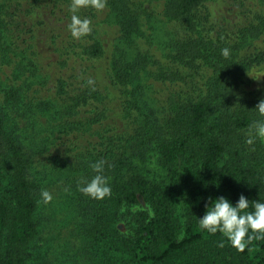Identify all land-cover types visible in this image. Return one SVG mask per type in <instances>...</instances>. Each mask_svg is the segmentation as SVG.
<instances>
[{"label": "trees", "instance_id": "16d2710c", "mask_svg": "<svg viewBox=\"0 0 264 264\" xmlns=\"http://www.w3.org/2000/svg\"><path fill=\"white\" fill-rule=\"evenodd\" d=\"M53 1L71 19L70 0ZM208 1L107 0L106 19L118 32L107 95L94 74L103 47L70 34L63 49L71 60L77 58L76 72L58 80L51 101L29 95L39 89L30 90L38 76L23 45L27 28L18 23L16 11L5 16L2 10L9 7L0 6V70L6 77L0 78V164L16 159L7 173L0 166V264L38 260L43 189L24 159L20 131L23 120L49 111L60 134L78 143L75 165L65 167L67 174L61 169L73 194L71 219L89 261L264 264V239L238 251L221 234L198 226L208 198H217L221 190L229 192L233 204L241 195L264 202V143H246L252 125L264 119L255 111L260 101L232 98L242 75L264 62V51L239 54L224 29L209 22ZM104 10L78 13L91 20L93 36L101 29L94 21ZM224 48L230 50L227 58ZM12 64L16 71L8 76L6 67ZM110 96L123 116L122 133L105 123ZM152 154L167 172L164 183L142 167ZM98 161L104 162L112 189L104 200L78 191L81 178H91L90 165Z\"/></svg>", "mask_w": 264, "mask_h": 264}, {"label": "rangeland", "instance_id": "374dc122", "mask_svg": "<svg viewBox=\"0 0 264 264\" xmlns=\"http://www.w3.org/2000/svg\"><path fill=\"white\" fill-rule=\"evenodd\" d=\"M2 4L9 7L7 11L2 10L5 16L16 11L19 17L18 23L21 27L28 29L23 35L28 43L23 45L26 47L30 60H34L37 64L35 74L38 76L37 81L31 84L30 90L39 89L38 93L33 91V93L29 92V95L37 101H51L57 93L58 80L76 72L73 60L77 58L74 57L71 60L67 56L73 55L63 49L66 41L70 40L68 31L70 15L62 11L63 7L61 9V6H55L53 0L6 2L0 0V6ZM207 8L209 22L224 29L228 42L238 45L239 54L264 51V0H209ZM105 11L94 21L100 23L101 29L98 30V34L96 36L87 35L83 37V40L84 42L97 41L103 47V54L97 61L94 74L102 93L106 96V90L110 89V58L118 32L116 27L108 22L109 19H106ZM3 40L10 43L9 40ZM161 51L162 47L159 48L160 53ZM6 70H8V76H12L16 71L14 64L6 67ZM0 78L6 81L1 70ZM232 95L234 100L247 98L262 100L264 97V62L253 66L242 75L240 84ZM110 99V110L105 123L107 126H115L118 128L117 131L122 133L126 128H124L123 116L115 109L118 101L114 96H110ZM50 113V111L41 112L37 114L38 116L23 120L20 131V136L26 143L23 156L25 161L32 164L33 179L39 182L40 189L47 190L53 197L47 204L40 201L38 216L43 220V225L36 241V251L39 253L36 264H94L95 261H89L87 255L84 254L82 242L75 232L71 219L74 211L72 209L73 194L71 189L65 186L66 176L64 174L68 173L65 167L72 168L75 165L73 157L77 153L78 143L72 139V136L60 134L59 127L52 123ZM262 142L264 143V140ZM15 160L13 157L9 162L4 161L0 166L7 173L8 169L15 166ZM142 167L148 170L151 178L159 184L166 180L167 172L159 166L155 155L143 163ZM221 196L230 200L229 192L226 190H221L217 194V198ZM253 252L256 254L257 250Z\"/></svg>", "mask_w": 264, "mask_h": 264}, {"label": "clouds", "instance_id": "9594fccd", "mask_svg": "<svg viewBox=\"0 0 264 264\" xmlns=\"http://www.w3.org/2000/svg\"><path fill=\"white\" fill-rule=\"evenodd\" d=\"M107 0H70L69 11L72 14L68 31L73 39H81L91 32V20L81 19L78 14L81 9L92 8L102 11ZM221 54L227 58L230 50L224 48ZM255 111L264 117V99L257 104ZM246 143L252 145L257 139L264 140V119L258 120L247 133ZM94 175L91 178H81L78 186L84 196L93 200H104L111 196L110 178L104 174V162L98 161L90 165ZM43 203H49L53 197L47 190L40 193ZM251 207V210H250ZM205 214L197 218L202 231L210 234H221L228 244L243 251L254 239H264V202L249 200L241 195L233 204L226 197L208 198L205 204ZM223 247V243L220 245Z\"/></svg>", "mask_w": 264, "mask_h": 264}]
</instances>
